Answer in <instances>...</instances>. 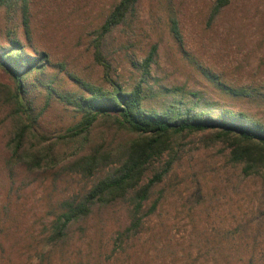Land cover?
Here are the masks:
<instances>
[{
  "label": "rangeland",
  "instance_id": "obj_1",
  "mask_svg": "<svg viewBox=\"0 0 264 264\" xmlns=\"http://www.w3.org/2000/svg\"><path fill=\"white\" fill-rule=\"evenodd\" d=\"M118 2L29 0V34L20 9L0 7V48L16 38L50 59L27 78L22 108L13 97L17 79L0 66V264H264V177L231 164L225 144L206 145L210 130L182 137L152 162L146 180L175 157L138 229L128 231L133 204L124 199L96 205L64 236L54 234L68 205L115 165L91 175L71 168L77 150L70 136L83 113L50 94L47 83L60 93L83 91L79 81L126 90L142 83L146 105L157 109L172 100L166 89L179 88L185 103L199 100L198 110L245 111L264 122V0H232L213 21L216 0H139L124 23L103 33ZM89 136L82 150L122 143L130 133L100 117ZM46 148L49 157L31 168L26 151Z\"/></svg>",
  "mask_w": 264,
  "mask_h": 264
},
{
  "label": "trees",
  "instance_id": "obj_2",
  "mask_svg": "<svg viewBox=\"0 0 264 264\" xmlns=\"http://www.w3.org/2000/svg\"><path fill=\"white\" fill-rule=\"evenodd\" d=\"M231 1L216 0L210 12V21L215 20ZM138 2L139 0H119L102 25V32H110L124 23L134 13ZM28 4L29 0H0V7L21 10L25 17V31L29 34ZM171 30L181 41L176 19L172 20ZM156 53L157 47L154 46L145 60L146 67L153 61ZM49 61L46 52H27L25 45L16 38L11 39L8 47L0 48V66L18 81L13 97L19 107L22 108V96L27 93V78L42 73ZM79 83L83 91L67 93L56 91L51 83L46 84L50 94L56 92L83 113L81 122L70 136L77 150L70 161L71 168L91 175L102 165L115 166L95 182L82 200L68 205L54 226V234L58 238L64 236L71 223L89 217L96 205L108 206L124 199H129L133 204L128 231L138 229L143 219L142 212L151 199L153 189L163 180L175 157L171 155L165 167L146 180L150 165L155 159H160L172 151L179 139L196 132L210 130L204 140L206 145L225 144L228 148L227 159L231 164L242 166L245 175L259 174L264 177V122L249 113L222 109L219 113L212 114L215 109L198 110L199 100L185 103L178 95L181 91L179 88L166 89L165 94L172 96V100L163 109H157L146 105L142 83L130 90L124 89L118 83H112L108 88L83 81ZM100 117L106 120L115 119L117 130L130 133V137L116 145L105 141L98 146L91 145L87 151L82 150L89 144L90 130ZM29 128L26 125L17 132L14 149L16 156ZM50 152L47 148L37 152L26 151L31 168L42 166L44 158L49 157ZM156 204L157 202L153 203L147 214L155 210Z\"/></svg>",
  "mask_w": 264,
  "mask_h": 264
}]
</instances>
